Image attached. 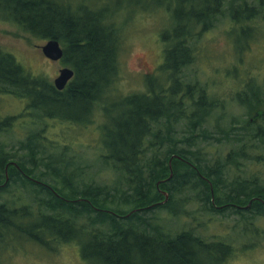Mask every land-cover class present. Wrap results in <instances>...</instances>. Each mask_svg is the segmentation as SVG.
<instances>
[{"label":"trees","instance_id":"16d2710c","mask_svg":"<svg viewBox=\"0 0 264 264\" xmlns=\"http://www.w3.org/2000/svg\"><path fill=\"white\" fill-rule=\"evenodd\" d=\"M158 1L156 7L167 9L173 25L172 32L163 34L160 75L145 77V92L123 97L117 87L129 28L156 0H0L1 17L35 39L60 42L63 65L75 72L61 92L0 49V94L27 100L29 110L43 120L79 125L104 116L101 158L105 169L119 175L114 190L98 185L81 188L61 169L48 166L46 173L37 174L41 135L21 143L22 150H30L34 168L28 167V158L0 144V248L6 247L11 232L13 239L21 237L51 252L77 244L87 264H231L236 256L233 245L207 241L194 231L170 235L159 225V213L179 218L193 202L207 214L237 215L242 220L264 217V184L259 178L231 185L225 180L228 166L240 167L239 159L264 166L263 89L253 83L249 92L238 94L249 118L257 117L244 121L246 127L233 119L218 138L204 126L225 106L185 76L197 61L195 43L221 16L228 12L234 24L252 31L251 26L264 17V0H255L258 7L249 0ZM116 97L119 105L113 103ZM118 106L126 107L125 115H113ZM16 120L0 118V136L10 132ZM182 123L189 133L183 140L190 148L199 141H227L240 147L226 163L207 164L201 152L179 149L175 136ZM164 147L167 150L161 152ZM51 172L57 179L54 184L47 181ZM20 189L31 193L30 203L19 197ZM187 191L194 197L177 198ZM163 192L169 194L167 203ZM244 231L254 240L262 237L251 224Z\"/></svg>","mask_w":264,"mask_h":264},{"label":"rangeland","instance_id":"374dc122","mask_svg":"<svg viewBox=\"0 0 264 264\" xmlns=\"http://www.w3.org/2000/svg\"><path fill=\"white\" fill-rule=\"evenodd\" d=\"M249 2L252 6H259L255 0ZM158 3V0L151 3L149 12L140 13L132 20L120 56L121 71L117 87L120 96L145 92V77L160 75L158 70L164 64L163 34L172 32L173 25L167 9H158ZM251 28L252 31H248L244 24H234L227 12L195 43L197 61L185 70L188 81L206 87L225 106L215 111L204 126V129L216 134L218 138L222 136V129H229L233 119L241 121L242 127L247 126L244 121L250 119L249 111L237 101L239 93L249 92V86L253 83L262 88L264 93V17L258 19ZM46 44V41L33 38L0 15V49L14 55L28 72L47 78L54 84L66 66L63 62L55 63L45 58L42 47ZM118 98H115L116 101L113 99V103L119 105ZM28 105L27 100L0 94V118H17L12 130L0 136L1 145H5L16 156L28 158V167L34 168L30 150H22L21 143L32 135H41L37 143L38 175L46 173L48 166H51L61 169L64 175L73 176L75 185L81 188L85 185L107 186L112 190L116 188L119 175L105 169L101 158L105 152L103 128L107 121L104 116L100 115L92 123L74 125L57 119L43 120L35 115L36 112L29 110ZM113 109L114 116L125 115L127 111L125 106ZM256 117L257 114H253L250 121ZM176 130L179 149L201 152L207 164L226 163L228 155L240 147L238 143L232 145L227 141H199L190 148L183 140L189 135L186 124L182 123ZM166 150V147L160 149L161 152ZM238 161L240 167L230 165L225 172L228 184L255 177L264 184V166L243 159ZM50 174L47 181L54 184L57 179L53 178L52 172ZM18 195L27 203L33 200L31 193L23 189H20ZM192 197L194 193L189 191L177 196L179 200ZM184 211L179 218L167 211L159 213V225L170 235L194 231L207 241H224L233 245L236 256L231 264H264V217L242 220L237 215L222 217L207 214L201 205L193 202L188 203ZM250 224L252 230L257 229L262 233L260 239L246 236L244 230ZM7 236L10 239L6 247L0 248V264H87L82 260L77 244H65L58 252H51L21 237L14 240L11 232ZM253 243H257L256 246L250 247Z\"/></svg>","mask_w":264,"mask_h":264},{"label":"water","instance_id":"95a60500","mask_svg":"<svg viewBox=\"0 0 264 264\" xmlns=\"http://www.w3.org/2000/svg\"><path fill=\"white\" fill-rule=\"evenodd\" d=\"M43 55L46 59L52 61V62H61L64 59V49L60 42L51 40L48 41L45 46L42 47ZM75 78V72L71 68L65 67L60 71L59 76L54 81V86L58 91H64L69 84L73 81ZM171 171H172V163H170ZM173 176V174H172ZM9 178L7 177V182ZM164 196L166 197V201L164 203H167L169 200V194L166 192H163Z\"/></svg>","mask_w":264,"mask_h":264},{"label":"flooded vegetation","instance_id":"af4514ba","mask_svg":"<svg viewBox=\"0 0 264 264\" xmlns=\"http://www.w3.org/2000/svg\"><path fill=\"white\" fill-rule=\"evenodd\" d=\"M61 62H63V61H61Z\"/></svg>","mask_w":264,"mask_h":264}]
</instances>
